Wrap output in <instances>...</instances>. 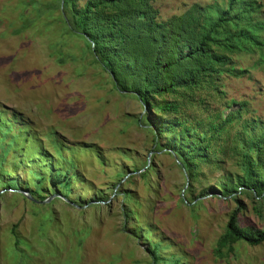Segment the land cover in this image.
I'll return each instance as SVG.
<instances>
[{"label": "rangeland", "instance_id": "374dc122", "mask_svg": "<svg viewBox=\"0 0 264 264\" xmlns=\"http://www.w3.org/2000/svg\"><path fill=\"white\" fill-rule=\"evenodd\" d=\"M211 1L152 6L164 21ZM56 4L0 0V264H152L146 248L153 244L155 264H264V241L213 253L234 203L211 195L194 207L179 200L182 170L159 149L151 152V133L137 122L139 102L111 89L83 56L82 40L60 39ZM223 84L226 97L247 100L264 119V66ZM142 162L152 172L138 178ZM64 171L67 183L58 177ZM50 175L60 184L49 185ZM218 175L205 173L204 184L217 189ZM6 184L14 191L2 190ZM26 190L45 199L23 198ZM240 200L242 216L260 226L250 200ZM259 208L264 218V204Z\"/></svg>", "mask_w": 264, "mask_h": 264}, {"label": "trees", "instance_id": "16d2710c", "mask_svg": "<svg viewBox=\"0 0 264 264\" xmlns=\"http://www.w3.org/2000/svg\"><path fill=\"white\" fill-rule=\"evenodd\" d=\"M59 1L60 39L80 38L83 56L89 54L111 89L139 102L143 113L137 122L151 133V152L159 149L173 158L184 174L186 184L179 200L194 207L211 195L234 203L224 226L226 236L217 241L213 253L220 255V250H229L236 242L261 244L264 119L247 100L226 97L223 82L264 66V2L212 0L191 4L158 21L152 4L160 0H61V8ZM29 6L40 15L39 9ZM239 59L250 61V66L243 68ZM145 166L142 162L134 171L138 178L152 172L149 163ZM214 172L219 174L217 189L204 184L205 173ZM69 176L67 171L58 174L65 183ZM47 182L53 187L60 184L52 175ZM2 190L14 191L9 184ZM26 193L45 199L36 191ZM241 197L250 200L261 227L242 216ZM155 249V244L146 248L152 264L159 260Z\"/></svg>", "mask_w": 264, "mask_h": 264}, {"label": "water", "instance_id": "95a60500", "mask_svg": "<svg viewBox=\"0 0 264 264\" xmlns=\"http://www.w3.org/2000/svg\"><path fill=\"white\" fill-rule=\"evenodd\" d=\"M60 6H61V0H60ZM145 167H147V163H146V166ZM138 173V172H137ZM130 175V174H129ZM24 197H26V198H28V199H30V196L28 195V194H26V193H21ZM56 196V195H55ZM56 197H58V196H56Z\"/></svg>", "mask_w": 264, "mask_h": 264}]
</instances>
